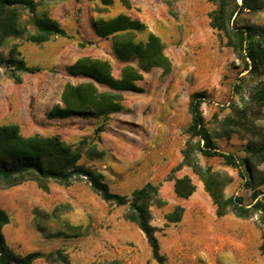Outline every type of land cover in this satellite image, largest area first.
<instances>
[{"label": "rangeland", "instance_id": "1", "mask_svg": "<svg viewBox=\"0 0 264 264\" xmlns=\"http://www.w3.org/2000/svg\"><path fill=\"white\" fill-rule=\"evenodd\" d=\"M35 1L39 4L37 12L49 15L69 37H52L42 44L6 40L0 49L4 59L16 45L25 65L37 70L18 72L21 82L15 83L4 65L0 66V111L13 118L0 121V125H17L24 137H58L80 152L79 164L100 174L112 193L130 197L134 189L146 183L159 185V196L165 204L150 207V224L158 229L155 237L164 251H169L171 240L179 245L172 263L161 247L165 264H264V255L259 251L260 232L252 221L230 214L217 218L209 196L189 168L184 167L173 176H189L204 197L198 196L197 191L194 197L178 198L173 182L166 179L181 160L184 130L190 123L189 96L206 92L207 101L201 105V112L213 132L218 124L212 115L217 114L220 120L231 107L247 105L256 81L224 45L222 35L209 27L207 14L214 5L207 0H132L131 18L142 15L151 32L159 37L164 54L171 61V72L164 75L159 69H151L144 73L143 80L137 83L143 91L121 92L122 109L118 113L47 121L45 114L60 102L66 83L64 69L79 58L82 48L100 52L99 56L108 61L111 40L109 46L90 49L97 37L92 23L99 17L120 14L121 6L118 1L102 10L98 0ZM82 10L83 16L78 17ZM68 11L73 20L66 16ZM236 22L240 26L263 24L264 13L243 14ZM144 38L143 33L136 35V41ZM109 62L113 76L119 77L124 64ZM129 64L135 66L136 62ZM83 81L79 78L72 83ZM257 125L264 128V119ZM215 143L221 151L244 159L245 141L236 136ZM199 162L231 176L224 191L226 196L238 194L245 203L251 202V191L243 187L236 169L225 166L218 157L199 156ZM261 190L264 192V188ZM177 205L184 209L181 221L166 223L164 215ZM0 210L9 218L1 233L16 255L60 249L68 264H97L114 259L123 264H157L150 259L151 250L143 234L124 220L126 207L103 202L83 180L69 186L50 182L47 192L32 181L0 187ZM147 255L150 258L146 259ZM32 264L46 263L38 259Z\"/></svg>", "mask_w": 264, "mask_h": 264}, {"label": "trees", "instance_id": "2", "mask_svg": "<svg viewBox=\"0 0 264 264\" xmlns=\"http://www.w3.org/2000/svg\"><path fill=\"white\" fill-rule=\"evenodd\" d=\"M101 9H107L114 0H98ZM129 10V0H118ZM214 5L208 12V24L225 39L244 71L256 79L247 105L231 107L222 119L217 114L212 118L218 124L211 132L203 119L201 105L207 101L204 91L189 96L188 113L190 123L185 128L186 139L180 150L181 160L174 166L166 179L173 182V192L181 199L189 198L195 191V185L189 176L174 177L182 168H189L198 178L203 190L209 196L217 218L232 215L242 221H252L260 232L259 251L264 255V128L257 122L264 119V23L238 25L236 19L243 14L264 13V0H207ZM39 4L35 0H0V49L7 39H24L26 42L42 44L52 37H65L61 29L45 12L38 13ZM101 10V11H102ZM25 15L26 18H25ZM95 35L101 39H110L113 55L124 64L119 77H114L109 61L88 56L80 57L65 68L72 77L85 81L73 84L66 82L60 95V102L52 106L45 114L51 119L68 117L96 118L118 113L122 109L121 92L141 93L137 85L143 80V74L151 69H159L164 75L171 72L172 64L164 54L159 37L148 33L144 42L136 41V35L146 31L147 27L138 19L120 13L115 17L93 21ZM135 60L136 65L129 64ZM4 65L7 75L15 83H20L18 72L33 73L37 69L25 65L20 58L17 46L13 45L4 59L0 52V66ZM99 86L105 90H99ZM236 136L245 141V157L239 159L233 153L221 151L216 140L230 139ZM199 156L221 158L225 166L237 170L244 188L251 191V202L245 203L238 194L226 196L225 188L232 178L225 172L214 170L210 165H201ZM80 152L66 145L56 136L43 137L33 135L24 137L17 125H0V187L9 188L25 181H32L43 192L49 190V183L69 186L75 181H85L89 189L103 202L116 206H125L124 220L134 224L143 234L151 250L152 259L157 264H165V256L160 252L155 237L158 229L150 224V207L165 204L159 196V185L146 183L134 189L130 197L112 193L103 182L100 174L79 164ZM184 213L177 205L173 211L164 215L166 223H178ZM7 214L0 210V264H32L43 259L46 264H68L60 249L47 253L30 252L25 255L14 254L6 245L1 228L8 224ZM97 264H123L114 259Z\"/></svg>", "mask_w": 264, "mask_h": 264}, {"label": "crops", "instance_id": "3", "mask_svg": "<svg viewBox=\"0 0 264 264\" xmlns=\"http://www.w3.org/2000/svg\"><path fill=\"white\" fill-rule=\"evenodd\" d=\"M130 1V4H131V9L134 7V3L132 2V0H129ZM95 2H97V0L95 1ZM118 2V0H114V2L113 3H117ZM120 4V3H119ZM82 8L84 7V5H80ZM121 6V5H120ZM101 7H103V6H101ZM107 9H109L110 8V6H107L106 7ZM131 9H129V10H127V9H125V8H123L122 6H121V8L120 9H118L119 10V12H121V13H123V14H126V15H128L129 17H131V15H130V10ZM83 14H84V10H82V13L80 14V15H78V17L80 16H83ZM66 16H68V17H70L72 20H73V15H71V11H68V14L66 15ZM116 16V15H115ZM114 15H111V16H109V17H107V18H105V17H99V18H102V19H104V20H109V19H111V18H113V17H115ZM133 19H138V20H140L142 23H144L145 25H146V27H147V29H146V31L145 32H143V34H144V36H145V38L142 40V42H144L145 41V39H146V36H147V34L148 33H152L151 32V29H150V27H149V25H148V23H146V21H144V19L142 18V15H135V16H133L132 17ZM64 30V29H63ZM65 31V30H64ZM66 33H67V35H68V37H69V34H68V32L67 31H65ZM154 34V33H153ZM139 35V34H138ZM93 42L91 43V47H90V49L91 50H95L96 48H103V47H105V46H109V43H110V39H101V38H99V37H95L93 40H92ZM78 45V44H77ZM78 47V46H77ZM99 49H97V50H99ZM81 53H79L78 54V56H79V58L80 57H84V56H88V57H92V58H96V59H103L101 56H99L100 55V52H88L87 51V49L86 48H82L81 49V51H80ZM66 53H68V52H65V54ZM110 53H111V55L109 56V59H108V61H113V60H115V61H117L116 60V58L114 57V55H113V50H112V44H111V47H110ZM79 58H77V59H79ZM76 59V60H77ZM75 60V61H76ZM103 60H105V59H103ZM74 61V62H75ZM73 62V63H74ZM119 62V61H118ZM121 63V62H120ZM72 64V63H71ZM70 64V65H71ZM111 64V63H110ZM64 67V66H63ZM65 68V67H64ZM80 77H72V76H69L67 73H66V71H65V69H64V73H63V80L65 81V82H71L72 83V81H77V79H79ZM105 89V88H104ZM34 111H36V110H34ZM43 112V111H42ZM13 120V118L11 119L7 114H5L4 112H1L0 111V121L1 122H9L10 120ZM60 120H62V119H60ZM16 121V120H15ZM47 121H55V119H51V120H49V119H47ZM193 182V181H192ZM194 184V183H193ZM195 185V191H194V193L190 196V197H194V194L197 192V191H200V188L197 186V184H194ZM201 186H202V184H201ZM202 189H203V186H202ZM204 191V190H203ZM205 192V191H204ZM206 193V192H205ZM198 196H200V197H204L205 195L200 191V193H198L197 194ZM204 195V196H203ZM178 244H177V242L176 241H174V240H171L170 242H169V251L167 252V251H164V249H163V244H161L160 243V250H161V247H162V253H164L165 254V256H166V258H167V261L168 262H170V263H172V262H174V253H176V251H179L178 250ZM148 258H150L148 255H147V257H146V259H148ZM150 259H152V257L150 258ZM153 260V259H152ZM154 261V260H153ZM138 264H142V263H138ZM144 264V263H143Z\"/></svg>", "mask_w": 264, "mask_h": 264}, {"label": "water", "instance_id": "4", "mask_svg": "<svg viewBox=\"0 0 264 264\" xmlns=\"http://www.w3.org/2000/svg\"><path fill=\"white\" fill-rule=\"evenodd\" d=\"M240 1V0H239Z\"/></svg>", "mask_w": 264, "mask_h": 264}]
</instances>
